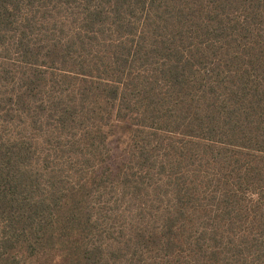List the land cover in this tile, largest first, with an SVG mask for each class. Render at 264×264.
<instances>
[{
  "label": "trees",
  "instance_id": "1",
  "mask_svg": "<svg viewBox=\"0 0 264 264\" xmlns=\"http://www.w3.org/2000/svg\"><path fill=\"white\" fill-rule=\"evenodd\" d=\"M0 264H264V0H0Z\"/></svg>",
  "mask_w": 264,
  "mask_h": 264
},
{
  "label": "rangeland",
  "instance_id": "2",
  "mask_svg": "<svg viewBox=\"0 0 264 264\" xmlns=\"http://www.w3.org/2000/svg\"><path fill=\"white\" fill-rule=\"evenodd\" d=\"M123 143L124 139H122L120 142L119 137L113 138L110 141V147L112 150L110 165L112 167V170L114 171V174H117L119 168L128 161V156L124 152L125 146L123 145Z\"/></svg>",
  "mask_w": 264,
  "mask_h": 264
}]
</instances>
